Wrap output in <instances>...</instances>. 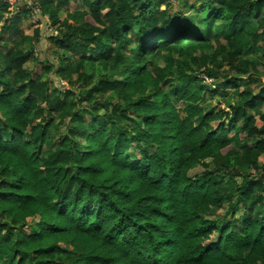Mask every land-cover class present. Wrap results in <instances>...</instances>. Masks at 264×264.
I'll use <instances>...</instances> for the list:
<instances>
[{"label": "trees", "instance_id": "1", "mask_svg": "<svg viewBox=\"0 0 264 264\" xmlns=\"http://www.w3.org/2000/svg\"><path fill=\"white\" fill-rule=\"evenodd\" d=\"M20 1L0 0V264H264V0Z\"/></svg>", "mask_w": 264, "mask_h": 264}, {"label": "rangeland", "instance_id": "2", "mask_svg": "<svg viewBox=\"0 0 264 264\" xmlns=\"http://www.w3.org/2000/svg\"><path fill=\"white\" fill-rule=\"evenodd\" d=\"M173 3V6H174V8L175 9H177L178 8V5H176V2H172ZM197 3H199V2H197ZM70 9H74L75 7H78V4H70ZM82 9H84V8H82ZM161 9L163 10L164 8L163 7H161ZM61 16L62 15H64L63 13H61L60 14ZM28 19H29V17H28ZM28 19L26 20V21H24L23 23H21V25H20V28L23 30V32H24V34L26 35V36H31L32 35V33H33V30L35 29V28H37V24L36 25H33V24H30L29 23V21H28ZM44 19H46V20H48V18L45 16L44 17ZM45 24H46V26L45 27H48V22L46 21L45 22ZM48 29H49V27H48ZM46 30H47V28H46ZM44 31V30H43ZM48 32H50V29L49 30H47ZM46 35V37H43L42 38V40H41V54H42V56L44 55V53L45 52H51L53 49H54V47L52 46V44H49V43H46V39H48V37L50 36V34L49 33H47V34H45ZM44 35V36H45ZM49 44V45H48ZM46 50H48V51H46ZM41 56V57H42ZM26 68L27 69H29V70H31V71H33V73L35 74V75H37V74H39L40 73V71H41V67L39 66V65H37V64H34L33 62H28L27 64H26ZM62 85H64V83L62 84ZM244 84H241L240 86H243ZM209 100L208 99H206V103L205 104H207V105H209V102H208ZM212 105H209V108L211 107ZM262 109V108H261ZM199 171H201V169L200 168H195V169H192L190 172H189V175L191 176V177H193L197 172H199ZM228 175V174H227ZM236 178L238 179V176H236ZM225 211L224 210H220L219 211V215H223V213H224Z\"/></svg>", "mask_w": 264, "mask_h": 264}, {"label": "built area", "instance_id": "3", "mask_svg": "<svg viewBox=\"0 0 264 264\" xmlns=\"http://www.w3.org/2000/svg\"><path fill=\"white\" fill-rule=\"evenodd\" d=\"M4 2L8 6L9 12L11 15L15 14L16 11H18L23 6V3L21 4L20 0H4ZM27 4H25V5H27ZM26 9H28L30 11V14H31L29 17V23L36 25L38 23V18H39V14H40L37 5L36 4H29L28 6H26ZM46 21L48 22V20L45 19V22ZM205 83L210 84L211 80L205 79Z\"/></svg>", "mask_w": 264, "mask_h": 264}]
</instances>
